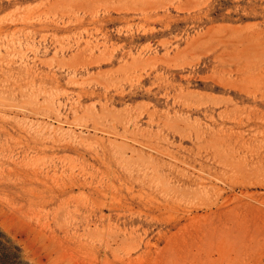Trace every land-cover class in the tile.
<instances>
[{"label": "rangeland", "instance_id": "374dc122", "mask_svg": "<svg viewBox=\"0 0 264 264\" xmlns=\"http://www.w3.org/2000/svg\"><path fill=\"white\" fill-rule=\"evenodd\" d=\"M2 256L264 264V0H0Z\"/></svg>", "mask_w": 264, "mask_h": 264}, {"label": "trees", "instance_id": "16d2710c", "mask_svg": "<svg viewBox=\"0 0 264 264\" xmlns=\"http://www.w3.org/2000/svg\"><path fill=\"white\" fill-rule=\"evenodd\" d=\"M219 12H220V10L219 9H216L213 12V15H217ZM15 258L14 257L6 258V256H2V257H0V264H16L14 262L15 261Z\"/></svg>", "mask_w": 264, "mask_h": 264}]
</instances>
